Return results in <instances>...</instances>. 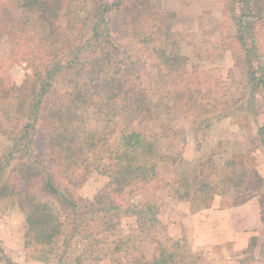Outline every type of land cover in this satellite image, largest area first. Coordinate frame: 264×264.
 Segmentation results:
<instances>
[{
  "label": "trees",
  "instance_id": "trees-1",
  "mask_svg": "<svg viewBox=\"0 0 264 264\" xmlns=\"http://www.w3.org/2000/svg\"><path fill=\"white\" fill-rule=\"evenodd\" d=\"M211 1L225 22L223 40L240 58L235 70L244 94L231 99L232 105L245 112L260 106L264 113V0ZM148 2L0 0V32L16 42L15 60L24 57L30 69L19 86L0 76V104L13 113L10 128L0 125V135L11 143L7 162L0 158V202H10L9 208L17 206L24 215L26 249L61 243L53 264L112 259L125 264L136 255L141 264H188L179 241L153 238L150 260L141 247L121 251V218L137 217L146 233L171 195L178 201L190 195L155 161L116 148V120L129 121L125 132L142 141L145 132L138 124L143 119L135 122L154 115L161 133L173 140L184 133L173 127L179 114L191 132L199 134L212 127L227 99L217 77L197 62L190 65L174 50L168 18ZM23 15L44 17L49 25L41 35L29 34L16 23ZM121 34L130 44L145 35L157 38L156 46L169 51L155 80L145 75L148 65H156L154 60L121 50L115 41ZM261 129L264 135V120ZM15 156L20 164L10 165ZM93 172L109 180L89 200L79 196L78 189ZM226 172L203 177L212 186L219 173ZM36 191L52 201L38 200ZM132 193L138 202L131 201ZM0 264H18L1 242Z\"/></svg>",
  "mask_w": 264,
  "mask_h": 264
},
{
  "label": "rangeland",
  "instance_id": "rangeland-1",
  "mask_svg": "<svg viewBox=\"0 0 264 264\" xmlns=\"http://www.w3.org/2000/svg\"><path fill=\"white\" fill-rule=\"evenodd\" d=\"M148 1L160 16L168 18L171 36L176 39L174 50L190 65L197 62L217 77L227 99L221 103L212 127L199 134L191 132L185 116L179 114L173 127L183 129L184 133L173 140L161 133L159 118L154 115L138 117L135 122L136 125L143 119L138 124L145 132L142 141L125 132L129 121L125 123L121 117L116 120L112 126L116 148L155 161L190 195L187 201H178L171 195L157 216L158 222L148 223L146 233L141 232L137 217L121 218L118 227L122 235L121 251L141 247L150 260L156 247L153 238L157 237L170 240L169 244L179 241L188 264H264V135L261 129L264 113L259 111L260 106L259 110L245 112L232 105L231 99L243 96L244 88L235 70L240 58L228 49L222 38L225 22L221 11L211 0L191 4L186 0ZM16 23L19 29L33 35L43 34L49 25L46 18L29 15L19 16ZM119 36L115 41L121 50L154 60L156 65H148L145 75L155 80L164 69L169 51L163 53V47L156 46L158 39L151 36L145 35L132 44L123 34ZM15 50L16 42L0 32V76L19 86L30 69L24 57L15 60ZM12 121L11 109L0 104V125L8 129ZM10 145L0 135V158L7 157ZM15 157L10 165L20 164L19 157ZM223 170L226 174L219 173L212 186L203 177ZM108 180L107 176L93 172L78 189V195L94 200ZM35 196L44 202L52 201L50 196L38 191ZM138 198L130 194L131 201L136 202ZM9 206L8 201L0 202V242L7 255L18 264H53L61 243L26 249L25 217L17 206ZM253 239L257 241L250 249ZM100 264L116 263L112 259ZM125 264H141V261L136 255Z\"/></svg>",
  "mask_w": 264,
  "mask_h": 264
}]
</instances>
